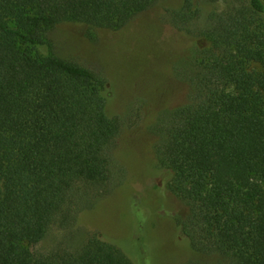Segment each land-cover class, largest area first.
Instances as JSON below:
<instances>
[{"label":"trees","instance_id":"1","mask_svg":"<svg viewBox=\"0 0 264 264\" xmlns=\"http://www.w3.org/2000/svg\"><path fill=\"white\" fill-rule=\"evenodd\" d=\"M158 2L0 0V264H135L97 233L36 250L128 178L115 155L128 117L108 113L106 74L58 56L47 33L64 22L123 32ZM219 2L168 11L196 43L172 56L188 99L147 131L150 166L189 207L180 224L196 252L217 254L216 264H264V0L223 11ZM153 42L151 55L170 51L161 35ZM135 50L131 69L142 70ZM130 71L119 75L125 84ZM128 211L143 234L148 207L131 197Z\"/></svg>","mask_w":264,"mask_h":264},{"label":"rangeland","instance_id":"2","mask_svg":"<svg viewBox=\"0 0 264 264\" xmlns=\"http://www.w3.org/2000/svg\"><path fill=\"white\" fill-rule=\"evenodd\" d=\"M241 1L221 0L218 10ZM184 4L185 0H159L138 14L123 32L83 22H64L48 31V40L58 56L106 74L108 94L112 95L108 113L128 117L115 151L117 160L128 170V178L96 207L83 211L72 232L55 228L36 246L37 251L47 252L61 242H80L97 233L122 248L135 264H216L220 260L217 254L203 255L190 246L180 224L188 218L190 209L170 192L160 171L150 166L148 148L155 139L154 135L148 137L147 131L156 123L159 112L184 105L188 99L189 85L174 75L172 56L196 42L167 21L168 11L181 9ZM160 35L168 41L170 51L161 48L151 55L156 45L153 41ZM136 48L143 53L142 59L146 58L142 70L137 65L131 69ZM128 69L133 73L127 77L131 82L125 84L119 75ZM131 197L142 200L149 209L143 234L128 211Z\"/></svg>","mask_w":264,"mask_h":264}]
</instances>
